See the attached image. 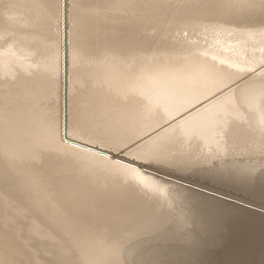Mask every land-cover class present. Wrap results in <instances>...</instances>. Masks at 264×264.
<instances>
[{"label": "bare ground", "instance_id": "6f19581e", "mask_svg": "<svg viewBox=\"0 0 264 264\" xmlns=\"http://www.w3.org/2000/svg\"><path fill=\"white\" fill-rule=\"evenodd\" d=\"M260 155L264 0H0V221L35 264H129L170 221L254 252L264 215L181 182L259 194Z\"/></svg>", "mask_w": 264, "mask_h": 264}, {"label": "rangeland", "instance_id": "374dc122", "mask_svg": "<svg viewBox=\"0 0 264 264\" xmlns=\"http://www.w3.org/2000/svg\"><path fill=\"white\" fill-rule=\"evenodd\" d=\"M65 138L69 139V137H65ZM85 146H89V145L86 144ZM248 159L249 160L254 159V162L256 164V166L252 167L254 172L255 171L257 172L262 168L260 166V163H257V161L259 159H264V155H260L258 157H253ZM248 159L245 158V160ZM185 177L190 182H181V183L182 184L184 183V185L188 186L189 188H194L199 192L201 191V193L208 192V194L206 195L211 194L212 196L210 195V197L215 198L214 196H216V198L220 200L222 199L224 202H228V203L231 202L235 206L243 205L242 206L243 208H247V209L249 208L248 210L264 215V195L262 196V194H264L263 176H260L256 180V182L259 181V183L258 182L257 183L260 184L259 186H261V187H259L258 185L256 186L257 188L256 190L260 191L259 194L258 192L255 191V189L247 190L246 191L247 194H245V189L243 192L242 189H239L238 187H232L227 185H225L224 187V185L223 186H221V184L219 185V183H217V181L215 180H209V179L197 180L196 178L193 177H191L192 179L187 176ZM209 183L210 184L212 183L211 186ZM213 183L215 184V187ZM205 185L208 186L206 187ZM217 186L221 188L223 187L222 189L224 188L226 189L219 190L218 187L217 189L221 191L219 192L216 189ZM258 188H260V190ZM231 189H233V191ZM240 190L243 193H241ZM248 191L250 194L249 197H248L249 195ZM250 191L251 192L254 191L253 192L254 196L253 193H250ZM225 192L229 193L228 194L229 196L226 195ZM255 192L258 194V196ZM212 193L215 195H213ZM223 194H225L226 196ZM233 194L236 196L233 197ZM244 194L246 196H244ZM242 195L244 199L241 198ZM253 198H255V200ZM237 199L240 200L238 201ZM245 202L247 204H245ZM238 216H240L238 211H231L228 213V218L226 219L230 227L237 226L238 220L241 219L240 217L238 218ZM170 226H171V221L168 222L166 225H164L161 228V230H159L154 234L141 235L138 238L126 243L123 248L125 251L128 252L129 255L128 259L130 261L129 264H264V245H262L259 248H256L254 252L243 253L242 250L236 247L235 243H231L230 241H228L229 235H225V236L219 235L222 238L216 235L218 236L219 240H211V237L214 235H210V236L208 235V237H210L208 239H203L204 235H194L202 240H200L199 244L195 246L196 249H191L190 247L186 246V243L183 240L176 237L175 235H162V233L165 230H168ZM183 230H187V227H184ZM26 244L27 242L20 233H18L15 229L10 227L9 225H6L2 221H0V264H35L34 261L32 260V257L29 252V248ZM174 256L181 257V259H177ZM192 257L193 260L189 261V259Z\"/></svg>", "mask_w": 264, "mask_h": 264}]
</instances>
